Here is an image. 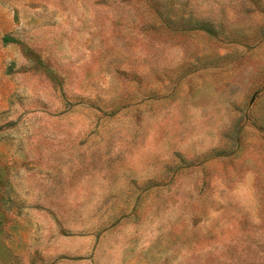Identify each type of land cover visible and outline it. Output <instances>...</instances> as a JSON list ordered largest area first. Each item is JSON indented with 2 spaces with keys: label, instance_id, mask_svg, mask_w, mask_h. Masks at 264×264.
I'll use <instances>...</instances> for the list:
<instances>
[{
  "label": "rangeland",
  "instance_id": "1",
  "mask_svg": "<svg viewBox=\"0 0 264 264\" xmlns=\"http://www.w3.org/2000/svg\"><path fill=\"white\" fill-rule=\"evenodd\" d=\"M0 264H264V0H0Z\"/></svg>",
  "mask_w": 264,
  "mask_h": 264
}]
</instances>
